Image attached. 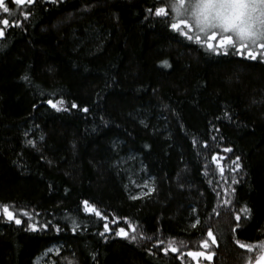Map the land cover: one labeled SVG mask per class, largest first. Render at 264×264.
Returning <instances> with one entry per match:
<instances>
[{
    "label": "trees",
    "instance_id": "16d2710c",
    "mask_svg": "<svg viewBox=\"0 0 264 264\" xmlns=\"http://www.w3.org/2000/svg\"><path fill=\"white\" fill-rule=\"evenodd\" d=\"M169 5L5 0L10 11L0 18L20 24L0 38V203L22 223L0 218V264H36L53 246L59 253L49 264H197L188 251L212 254L198 264H256L264 245V57L244 59L233 48L215 55L187 41L168 28ZM156 7L168 16L156 17ZM47 99H62L67 110ZM136 180L153 191L131 199ZM84 200L108 217L110 232L100 235L104 221L84 211ZM119 227L128 238L115 234ZM169 240L179 251L165 255L158 247Z\"/></svg>",
    "mask_w": 264,
    "mask_h": 264
},
{
    "label": "snow or ice",
    "instance_id": "6c2138e0",
    "mask_svg": "<svg viewBox=\"0 0 264 264\" xmlns=\"http://www.w3.org/2000/svg\"><path fill=\"white\" fill-rule=\"evenodd\" d=\"M36 0H14L16 5H29L34 4ZM258 3L264 5V0H258ZM172 11V19L168 24V28L178 33L180 36L184 37L189 42H195L197 45L205 48L209 52L215 55H228L229 48L235 49V54L243 57L244 59L256 60L257 56L264 57V52L257 51L258 49L264 50V18L253 15L246 11L248 7V0H170V5ZM0 10L3 13H9V8L5 6V0H0ZM149 12L152 9L148 10ZM168 7H156L155 16L156 17H166L168 16ZM23 18L26 20L30 16V12L24 11L21 13ZM20 21H10L7 18H0V38L4 37V29L9 26H19ZM194 33V34H193ZM164 66L167 67L168 62H163ZM23 79L28 80L25 76ZM47 104L56 111H66L62 106L64 101L62 99L54 102L52 99H47ZM73 108H76V104H72ZM87 112V108L83 109ZM29 144H33L32 141H28ZM35 146V145H33ZM225 152H231V148H225ZM222 159V158H221ZM239 157H236L232 163L235 165L233 171H237L240 168ZM213 163L216 164L223 175L224 169L218 162L217 156H212ZM233 184H236L235 179L232 180ZM147 188V184L144 185ZM153 189H149V192L144 193V195H149ZM235 192V189H233ZM138 196H132L131 199H139ZM84 211L92 215L94 214L97 218L104 221L103 229L104 232L100 235H104L111 231L108 223V217L103 215L100 211L96 209L94 205H90L87 200L82 201ZM244 212H249L248 208L243 210ZM22 216L28 217L29 220L32 217L27 211H22ZM0 218L7 220L8 222H14L16 225L22 223L21 218L17 216L8 204L0 203ZM241 217L239 215L235 216V220L239 222ZM75 224L76 221H73ZM113 224L117 223L115 219L112 221ZM199 224L197 220L193 223L192 227H196ZM28 227L32 230H36L34 224H28ZM239 227V223H237ZM128 228L133 232L135 228L129 224ZM235 230V229H234ZM57 231L59 229L57 228ZM115 234L117 236L128 238V231L125 227H119ZM208 238L211 243L216 244V238L211 230L207 232ZM131 239L135 240L136 236H132ZM149 239H151L149 237ZM163 241H159L158 244H163ZM240 248H246L249 252L253 249L244 243L237 241ZM201 248L207 249L209 247L208 241H202ZM262 253L256 259V264H264V245L261 246ZM165 255L169 252L177 253L179 249L176 247L174 240H169L166 247L160 248ZM58 251V250H57ZM187 257H190L193 261L198 264L199 258H203L207 261H211L213 256L204 251H188L186 253ZM71 264V262H69Z\"/></svg>",
    "mask_w": 264,
    "mask_h": 264
},
{
    "label": "rangeland",
    "instance_id": "374dc122",
    "mask_svg": "<svg viewBox=\"0 0 264 264\" xmlns=\"http://www.w3.org/2000/svg\"><path fill=\"white\" fill-rule=\"evenodd\" d=\"M246 11L259 16L261 18H264V5H261L258 3V0H248V7L246 8ZM147 184V189L150 188V183L149 182H140L138 180L133 181V188H132V196H138V197H143L145 196L144 193L149 192L144 190L145 187L144 185ZM262 246V245H261ZM58 250V251H57ZM262 250V248H261ZM59 253V247L58 246H53L46 252H44L40 257L36 259V264H49L51 263L52 257L58 255Z\"/></svg>",
    "mask_w": 264,
    "mask_h": 264
}]
</instances>
